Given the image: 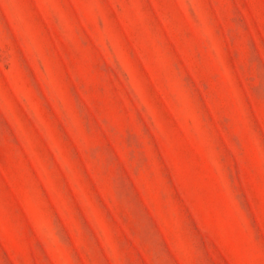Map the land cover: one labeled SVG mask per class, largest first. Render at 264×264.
Wrapping results in <instances>:
<instances>
[{
  "label": "rangeland",
  "instance_id": "rangeland-1",
  "mask_svg": "<svg viewBox=\"0 0 264 264\" xmlns=\"http://www.w3.org/2000/svg\"><path fill=\"white\" fill-rule=\"evenodd\" d=\"M0 264H264V0H0Z\"/></svg>",
  "mask_w": 264,
  "mask_h": 264
}]
</instances>
